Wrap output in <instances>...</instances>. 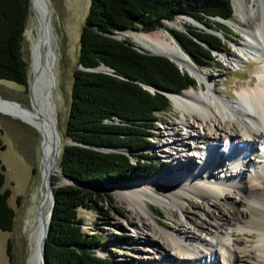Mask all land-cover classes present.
<instances>
[{
  "label": "trees",
  "instance_id": "1",
  "mask_svg": "<svg viewBox=\"0 0 264 264\" xmlns=\"http://www.w3.org/2000/svg\"><path fill=\"white\" fill-rule=\"evenodd\" d=\"M28 5V0H0V79L21 85L27 81L21 44ZM231 5L229 0H89L64 125V136L74 143L61 145L57 158L60 173L73 183L55 185L57 179L50 178L54 202L44 244L45 264L113 263L95 254L100 236L82 229L78 208L94 209L102 216L111 198L99 188L146 179L157 171L154 157L143 152L156 113L169 111L171 101L140 83L162 91H183L196 85L191 75L168 58L140 52L131 40L112 34L129 29L148 33L178 15L221 32L222 26L210 17L231 20ZM184 26L185 31L166 30L196 67H208L212 52L223 50L222 38ZM223 36L227 38L226 33ZM98 65L110 67L112 74L92 70ZM95 146L122 147L127 152L102 151ZM3 169L0 163V230L10 231L14 213L7 204L9 189L2 188ZM5 253L6 264H11L8 239Z\"/></svg>",
  "mask_w": 264,
  "mask_h": 264
},
{
  "label": "rangeland",
  "instance_id": "2",
  "mask_svg": "<svg viewBox=\"0 0 264 264\" xmlns=\"http://www.w3.org/2000/svg\"><path fill=\"white\" fill-rule=\"evenodd\" d=\"M229 1L230 3L232 2V0ZM48 2L50 27L46 40L50 41V48L48 49L44 46L42 51H40V57L42 65L47 66L51 71V90L55 105L56 131H58L61 145H63V141L66 139L64 136V125L70 100L72 71L77 64L78 38L80 28L87 14L89 0H48ZM239 2L244 7L243 13L245 15L250 14V12H254L257 15L260 31L264 37V0H239ZM34 8H36V2L31 0L21 44V52L27 63L26 84L21 85L13 81L0 79V95L3 98L17 101L20 106L31 109L34 106L31 91L34 79L31 68V54L32 46L38 39L40 31L39 18ZM232 10L231 20L240 19L241 17L236 18L234 16V7ZM176 18L172 21H175ZM217 22L223 29L221 32L215 31L221 35L223 50L212 52L213 61L208 67L198 68L194 66L205 77V90L208 87L210 94L234 102L237 98L236 92L240 88L250 86L247 81L255 76L258 67L262 66L263 63L258 62V59L246 61L249 55L244 54L243 52L246 51L242 52L240 49L243 48L242 44L246 43L248 38L237 29L242 28L241 26L237 25L236 28L229 23ZM256 23L254 22L255 25ZM184 25L208 31L207 28L191 20L184 22L182 27H169L166 23L164 27L184 30ZM154 31L148 33H153ZM118 32H114L112 35L114 36L115 34V37H117ZM224 33L227 34V38L223 36ZM118 38L131 40L130 38ZM130 42L137 46L132 40ZM235 55H239V58L237 59ZM261 61H264V59ZM193 87L197 88L198 86L196 84ZM184 111L179 107H174L171 103L169 111L156 113L157 120L149 126L148 147L143 153L154 157L153 161L157 166V171L152 176L142 180H132L115 186L99 188L101 194H107L111 198V202H108L105 206L106 213H103L102 216L94 209L78 208V215L83 219L82 229L89 233L96 232L100 236L101 244L94 249L95 254L100 257H109L113 262L112 264H174L175 262L181 264V256L172 250L170 246L166 247L165 251L169 253L171 259L163 257L164 250L160 244L166 240L165 232L183 238L181 239L182 244L188 247H191V245L201 247L198 244L200 241L194 243L188 240L189 238L185 234L179 232L180 217L174 215V207L149 200L147 205L150 208V212L146 219L147 222L145 221L143 226L139 215L123 199L121 190H117L120 185L129 183L132 185L141 183L140 181H149L151 177L156 175L172 183V177L176 174L184 175L193 170L202 171V168H200L202 163L199 157L201 153L200 147L189 135L206 138V130L201 129L200 124L203 125V123L205 124L208 121L195 113L196 111H191L190 113H192L194 118L186 115V120L193 122L195 125V130L191 132L189 128L183 126L182 113ZM196 115L197 117L195 118ZM223 116L230 118L236 128H241L240 117H237L236 114L228 113ZM224 117L216 115L214 120L220 127L217 132L220 133L221 139L215 145L218 151V158L210 166L211 169L216 170L222 176L226 170L232 169L226 164L229 161L230 153L227 152L225 145L227 125H224ZM173 124L176 125L181 134L185 135L186 138L183 144L176 140L171 130ZM209 124H212V122ZM42 138L41 134L31 126L8 112L0 110V163L4 167L2 171L4 176L2 188L9 189L7 204L14 213L11 230H0V264L7 263L5 253V242L7 239L10 241L11 264H27L28 249L24 229L26 227L25 223L30 222L37 213L36 208L41 194L47 192L45 180L43 175H41L44 144V138ZM254 150L257 152L262 151L261 146L256 141H253V147L246 152L248 160L254 158ZM171 154L176 155L175 160L172 159L173 156ZM191 154L192 162L190 160ZM219 158H222L221 162L218 160ZM177 160L180 161L179 165ZM223 160H225V163ZM170 167L172 168V173H169L171 172ZM240 167L241 165H238L237 169ZM32 169H34V172H32ZM51 178L57 179L55 185L62 184L61 175L54 174L51 175ZM208 180L211 183L214 182L212 178H208ZM258 181V188L262 192L264 199V176L258 178ZM232 193L235 201L238 202L239 195ZM105 199L108 201L107 197ZM247 207L246 205L242 206L244 210L239 216H246L248 211H250ZM218 208H222V206L219 205ZM182 209L184 215L198 220L203 219L204 213L212 210L213 206L210 201L191 197V200L184 202ZM236 226V228L235 225L230 226V234L237 229V235L231 236L230 242L234 245L238 257L233 258L231 264H264V244L259 245L260 236L257 235L258 230L243 226H241L243 228L241 230L239 225L236 224ZM192 230L200 239L205 238L208 241L207 247L209 249H216V246H214L215 237H207L204 232H201L196 227H192ZM117 236H121L123 240L120 241ZM192 257L189 264H206V261L203 259L199 260L196 254H193ZM220 263L223 264V260L220 259Z\"/></svg>",
  "mask_w": 264,
  "mask_h": 264
},
{
  "label": "bare ground",
  "instance_id": "3",
  "mask_svg": "<svg viewBox=\"0 0 264 264\" xmlns=\"http://www.w3.org/2000/svg\"><path fill=\"white\" fill-rule=\"evenodd\" d=\"M35 2L36 8L34 9L39 18L40 31L38 39L32 46L31 54V68L34 74L31 91L34 106L32 109L20 108L0 100V110L19 118L44 138L42 167L41 165L40 167L47 192L41 194L40 201L42 205L40 210L37 211L30 222L25 223L26 227L24 229L28 249L27 264H41L38 243L43 232L44 223L47 220V211L50 205L48 186L50 185L51 175H60L57 166L58 161L56 163L52 162L50 155L52 143L57 144V141H60L59 133L56 131L51 71L47 66L42 65L40 57V51L44 46L50 48V41L46 40L50 27V17H47L45 10L46 0H35ZM29 3H31V0H29ZM232 3L234 16L241 18L235 21L229 19L231 21L229 24L236 28L237 25L241 26L242 28L237 29L248 38L246 43L243 42V48L240 50L242 52L246 51L243 53L249 55L246 61L258 59V62L263 63L262 66L258 67L255 76L247 81L250 86L240 88L236 92L237 98L234 102L210 94L208 87L205 90L204 75L188 62L187 57L175 44L166 27H161L153 33L123 30L118 32L116 37L130 38L138 48L168 56L180 67V70L186 71L195 79L197 88L190 87L177 93L167 94L174 107L185 110L182 113L183 126L189 128L191 132L195 130L194 123L186 120V115L193 117L191 111H196L195 113L204 117L209 123L212 122V124L208 122L203 123V125L200 124V128L206 130V138L189 135L200 147L199 157L202 163L200 165L202 171L193 170L184 175L176 174L172 177V183L156 175L151 177L149 181H140L141 183L137 182L138 184L134 183L132 185L130 183L124 184L117 189L121 190L125 202L131 205L134 212L139 215L143 226L150 212L147 205L149 200L174 207V215L180 217L179 232L185 234L189 238L188 240L194 243L200 241L198 244L201 246L191 245V247H188L182 244L181 239L183 238L165 232L166 240L160 244L164 250L163 257L171 259L169 253L165 251L166 247L170 246L172 250L181 256L183 264H189L193 254H196L199 260H205L206 264H222L220 259L223 260V264H231V260L238 257L234 245L230 242V237L237 235V229L230 234L231 225H235V228L237 224L240 227L257 229V235L260 236L259 245L264 244V199L258 188V178L264 176V61H261L264 59V37L260 31L257 15L254 12L245 15L243 13L244 7L239 0H232ZM184 22H189V20L181 16L177 17L175 21H165L169 27H182ZM235 57L238 59L239 55H235ZM228 113L240 117L241 128H236L230 118L223 116ZM216 115L224 117V125H227L225 145L230 156L226 164L232 168L226 170L223 176L210 168L211 163L218 158L215 145L221 139L220 133L217 132L220 127L214 122ZM171 130L176 140L183 144L186 138L185 135L181 134L174 124ZM253 141L261 146L262 151L257 152L254 150V158L248 160L246 152L253 147ZM172 156V159L175 160L176 155ZM190 160L193 161L192 154ZM218 160L221 162L222 158ZM179 162L177 160V164ZM223 162L225 163V160ZM238 165H241V167L237 169ZM170 171L169 173H172L171 167ZM208 178L214 179V182H209ZM232 192L239 195L238 202L235 201ZM191 197L210 201L213 209L207 213L205 212L203 219L189 218L183 214L182 208L184 202L191 200ZM219 205L222 208H218ZM245 205L248 206L247 208L250 211L246 216H239L244 210L242 206ZM192 227L204 232L207 237H215L214 246H216V249H209L207 247L208 241L205 238L200 239L192 230ZM240 229L243 230L242 227Z\"/></svg>",
  "mask_w": 264,
  "mask_h": 264
},
{
  "label": "water",
  "instance_id": "4",
  "mask_svg": "<svg viewBox=\"0 0 264 264\" xmlns=\"http://www.w3.org/2000/svg\"><path fill=\"white\" fill-rule=\"evenodd\" d=\"M230 2V1H229ZM28 4H29V0H28ZM231 5V3H230ZM29 7V5H28ZM232 7V5H231ZM45 10H46V14H47V17L49 18L50 15H49V2L48 0H46V3H45ZM233 13V11H232ZM178 16H181V17H184L186 19H189L193 22H196L198 24H200L202 27H205L204 25H202L201 23L195 21L194 19H192L191 17H188V16H184V15H178ZM210 19H213V20H216V21H220L224 24H228V23H231V21L229 19H223V18H220V17H210ZM164 21H167V20H164ZM206 28V27H205ZM177 30H181V29H178V28H175ZM208 29V28H207ZM182 31H185V30H182ZM202 31H205V32H212V33H215L216 35L220 36V34L216 33L215 31H211L208 29V31L206 30H202ZM171 36V35H170ZM112 37H114L112 35ZM172 37V36H171ZM115 38V37H114ZM118 39V38H116ZM173 39V38H172ZM173 41L175 42V40L173 39ZM175 44L177 45V43L175 42ZM178 46V45H177ZM134 48L140 52H146L148 54H152V55H159V56H164L166 58H168L170 61L171 58H169L168 56L164 55V54H161V53H154V52H150V51H146V50H143L141 48H138L136 46H134ZM178 48L180 49V47L178 46ZM181 50V49H180ZM181 52L187 57V60L190 64L194 65L192 63V61L189 59L188 55L183 52L181 50ZM173 62V61H172ZM175 64V62H173ZM92 70H95V71H102V72H106V73H110L112 74V69L108 66H104V65H98L97 67L93 68ZM188 74V73H187ZM189 75V74H188ZM141 86L145 89H147L149 92L153 93L154 91H159L161 93H163L166 97H167V94L168 93H177V92H180V91H162V90H159L155 87H152V86H149V85H146V84H143V83H140ZM182 91V90H181ZM0 100L1 101H4V102H7L11 105H16L20 108H22V106H20V104L17 102V101H13V100H9V99H5L3 98L1 95H0ZM74 142H72L69 138H66L64 139L63 141V145H68V144H73ZM60 147H61V142L60 141H57V144H54L52 143L51 145V161L52 162H57V158H58V155H59V151H60ZM95 148H98L102 151H117V152H125L126 153V150L122 147H115V148H103V147H96ZM63 181H62V184H65V183H73L69 178L67 177H64L61 173H60ZM49 187V197H50V205H49V208H48V211H47V220H46V223H44V227H43V232H42V235L40 237V240H39V243H38V254H39V258H40V261H41V264H45V256H44V244H45V238L47 236V230H48V224H49V220H50V217H51V212H52V206H53V195H52V186L51 184L48 186ZM105 187H109V186H105ZM41 201L38 202L37 204V208L36 210H40L41 208Z\"/></svg>",
  "mask_w": 264,
  "mask_h": 264
}]
</instances>
